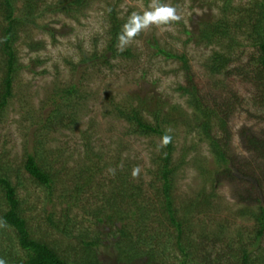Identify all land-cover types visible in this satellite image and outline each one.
<instances>
[{
	"label": "rangeland",
	"instance_id": "374dc122",
	"mask_svg": "<svg viewBox=\"0 0 264 264\" xmlns=\"http://www.w3.org/2000/svg\"><path fill=\"white\" fill-rule=\"evenodd\" d=\"M59 1L38 0L36 17L22 27L21 37L16 44L21 68L16 75L14 96L0 117V160L12 182L18 186L23 216L29 221L35 237L45 239V242L50 244L54 243L61 250H67L70 246V251L76 252L81 245L79 236L84 232L90 238L100 236L98 251L103 264H127L128 256L123 254L121 258H118V242L121 239L118 229L121 224L117 221L111 224L108 222L97 224L92 214L93 210L105 202L101 193H107L109 190V187H106L104 191L101 190L98 183L107 185L115 168L105 169L97 176L91 188H87L81 194L79 206L72 207L68 211L66 204L68 200L65 199L61 203L57 199L64 190L74 189L75 172L72 168H79L85 161V144L88 142L94 149V153L102 158L98 164L101 167L107 163L108 165L114 163L121 155L122 162L119 165L126 163L134 168L138 167L139 174L135 180L142 178L146 184L149 182L151 177L148 175V169L152 166V159L158 155V149L162 145L161 139L157 136L129 134V125L108 113L111 109L109 97L112 95L116 101H122L128 96L133 98L135 105L146 101L149 109L154 105L155 100L161 103L166 101L170 105L176 104L181 107L183 114H173L175 120L173 119L168 125L169 129L177 135L178 150L174 157L175 159L181 157L184 146H194V150L190 152L186 160L188 162L179 170L175 191L177 202H179L183 198L196 197L204 187L203 179L192 163L193 159L198 156L212 161V155L208 144L200 142L199 131L197 127H194L192 110L187 107L186 97L182 96L177 88L185 81L182 61L169 59L164 54L157 55L156 49L161 47L178 55L185 54L206 95L221 94L223 98L237 95L244 100V105L233 115L228 124L234 133L232 149L243 159L249 158L251 154L244 149L241 138L237 134L238 130L244 126L250 127L256 133L264 130V121L261 119L259 121L260 114L251 101L256 91L255 86L252 82L245 81L239 72L230 76L213 75L205 67L213 51L225 47L228 42L222 38L215 40L213 44L199 43L197 35L203 24L222 15L219 10L220 6L224 5V0H161L162 3L176 7L178 14L182 17L181 20L168 26L153 25L142 31L140 39L133 40L127 45L132 49L134 58H113L112 69L104 67L99 61H89L84 67H79L75 77L84 75L83 89L89 92V99L81 105L74 128H56L50 132L41 130L40 124L34 125V123L38 121V115L46 114L51 109L52 105L44 109L41 107L54 83L72 82L75 78L72 77L68 61L77 64L82 55L91 56L94 50L102 52L106 48L108 27L105 22V11L109 3H117L118 11L123 15L130 11L131 14L133 12L143 14L144 11L149 10L151 3V0L148 2L145 0H89V6L81 14L75 13L77 18L65 14L61 9L57 10V7L64 6L58 4ZM257 1L261 0H232L231 3L237 7L253 8ZM25 6V0H17L15 15L23 16ZM3 23H5L4 17L0 13V24ZM187 31L192 33L189 34ZM237 38L241 40L246 52L233 68L246 64L255 51L253 47H250V41L245 40L244 36L240 35ZM155 43L158 47H150ZM235 53H239V50ZM143 115L151 123L155 119L149 111L144 112ZM261 115L264 116V113ZM37 140L43 141L46 166L57 175L53 201L48 194V189L37 184L25 168L26 154L33 153ZM251 185L257 187V181L252 179L249 184L224 180L211 200L212 205H209L202 214L191 218V233L187 234L189 240L196 244L202 231L211 234L224 228V236L215 246L216 252H221L222 248L227 249L228 243L237 249L241 244L240 233L244 239L253 235L254 222L238 216L237 213L243 205L239 202L240 193L242 197L249 195ZM257 189L260 193L259 187ZM146 191L148 195H152L151 190ZM206 191L212 192L210 185H207ZM262 200L264 202V199ZM122 206L126 208V205ZM6 209H9V206L4 192L0 189V261L4 264H14L16 258L25 255V251L18 243L16 230L5 223L2 217ZM64 213H67L70 219V226L66 228V231L72 230L74 232L72 235L64 234L62 229L58 230L49 223L50 215H53L54 221L57 222L62 219ZM158 215L157 213V216H154L156 217L154 227H161L162 233H165L168 228L175 236V228H170L169 223L164 228L165 225L158 221ZM161 240L162 243L168 242V236H163ZM211 241L210 239V242L206 243L208 249L213 246ZM252 241L253 244L248 243V246L253 250L254 260H257L255 264H259L260 260L264 259V239L260 243H257V240ZM151 245L142 248L146 250L158 248L156 245ZM121 247L126 249L124 244ZM173 252L177 258L172 255L168 260L166 258V261L169 264H180L183 256L177 247L173 249ZM122 260L125 262L123 263ZM201 260L202 254L196 255L190 264H208ZM130 264H148V258L143 254Z\"/></svg>",
	"mask_w": 264,
	"mask_h": 264
},
{
	"label": "trees",
	"instance_id": "16d2710c",
	"mask_svg": "<svg viewBox=\"0 0 264 264\" xmlns=\"http://www.w3.org/2000/svg\"><path fill=\"white\" fill-rule=\"evenodd\" d=\"M88 2L89 0H60L58 4L64 6L57 7V10L61 9L65 14L77 17L78 12L81 14L89 6ZM231 2L232 0H224V5L220 6L219 10L222 15L203 24L197 39L199 43L206 42L208 44H213L215 40L222 38L228 42L225 47L213 51V54L207 59L205 67L213 75L227 74L230 76L239 72L245 81L252 82L256 90L251 97L252 105L260 114L259 121L260 119L264 121V116L261 115L264 113V0L257 1L253 8L237 7ZM16 3L17 0H0V13L5 21L0 24V117L14 96L15 79L21 68L18 53H16V44L21 37L22 27L32 22L38 11V0H25L24 15H15ZM109 4L105 11L108 44L102 52L94 50L91 56L82 55L77 64L68 61L73 78L77 75L78 68L84 67L89 61H99L104 67L112 69L113 58H134L130 47L125 46L123 50H119L117 47L118 34L131 15V11L123 15L118 11L117 3L110 2ZM187 33L192 32L187 31ZM240 35L250 41V47H253L255 51L246 64L233 68L246 52L241 40L237 38ZM140 38L141 33L133 40ZM34 46L36 47V45ZM150 47H158V45L155 43ZM156 50L158 51L157 55L164 54L169 59L174 58L182 61L185 81L177 88L181 95L186 97L187 107L192 110L194 127H197L200 132V134L198 132L200 142L208 144L212 155V161L197 156L192 162L203 179L204 187L196 197L183 198L179 201L180 203L177 202L175 191L179 170L188 162L186 160L189 158L190 152L194 150V146H184L181 157L177 159L174 157L178 150L177 135L169 129L168 125L173 119L175 120L173 114H183L181 107L176 104L170 105L166 101L161 103L155 100L154 105L149 109V106H146V101L143 104L135 105L131 97L127 96L122 101H116V98L111 95L109 97L111 109L108 113L124 120L129 125V134L157 136L161 139L162 145L158 149V155L152 159V166L148 169V175L151 177L149 182L146 184L142 178L138 181L135 180L132 175L134 166L126 163H122V166L119 165L122 162L121 155L114 163L109 165L107 163L101 167L98 164L102 158L99 154L94 153V149L88 142L85 144V161L81 166L79 165V168H72V171L75 172L74 189L64 190L65 192L59 194L57 199L61 203L65 199L68 200L66 202L68 211L72 207L79 206L81 194L87 188H91L97 176L105 169L115 168L107 185L98 183L101 190L104 191L106 187H109V190L107 193H101L105 202L93 210L92 214L96 218L97 224L102 222L111 224L115 221L121 224L118 229L121 238L118 242V258L124 254V256H128L127 264H130L144 254L148 258V264H169L166 258L168 260L172 255L177 258L173 252V249L177 247L183 256L180 264H190L196 255L201 256V254V261H206L208 264H255L257 260H254L253 250L249 248L248 243L253 244L252 240H257V243H260L264 239V202L262 200L264 199V130L256 133L247 126L238 130L237 134L241 138L244 149L251 154L249 158L239 157L232 149L234 133L228 124L233 115L239 112L240 107L244 105V100L237 95L223 98L221 94H210L209 96L212 97H209L203 93L202 87L197 81V75L189 65L185 54L178 55L161 47ZM238 50L239 53H235ZM83 76H76L72 82L54 83L41 108L44 109L48 105H52V107L46 114L38 115V121L34 125L40 124L39 128L46 132L56 128L73 129L77 123L76 118H78L81 105L89 99V92L83 89L85 82ZM146 111H149L155 118L152 123L145 119L143 114ZM170 115L172 116L170 117ZM165 135L171 137V142L166 145L163 144ZM36 142L33 153L26 154L25 168L37 184L48 189V194L53 201L57 175L49 170L50 167L46 166L42 148L43 141L37 140ZM252 179L257 181V187L261 192H258L256 186L251 185L248 191L249 195L242 197L240 193L239 202L243 205L237 213L238 216L254 222L255 233L253 235L244 239L240 233V246L236 249L231 243H228V250L222 248L221 252H216L215 246L221 242L220 238L224 236V228L211 234L202 231L196 244L189 240L187 234L191 233V218L202 214L209 205H212L211 200L224 180L251 184ZM207 185H210L213 193H207ZM146 187L152 191V195L146 193L148 190ZM0 189L4 192L6 203L9 206V209L3 211L2 217L5 223L16 230L18 243L25 251V255L16 258L14 264H103L98 251L100 236L90 238L84 232L79 236L81 243L79 249L76 252H71L70 246L67 250H61L56 244H50L45 242V239L33 235L29 221L23 216L18 186L8 176L1 160ZM122 205H126V208ZM157 213L159 214L158 221L165 225L164 228L167 223L170 224V228H175V236L168 228L165 233H162L161 227H154L156 218L154 216H157ZM48 220L56 229H62L64 234H74L72 230L66 231V228L70 226L67 213H64L62 219H59L60 221H54L53 215H50ZM163 236H168V242L162 243ZM173 238L176 240L175 242ZM210 239L213 246L208 249L206 243L210 242ZM122 244L126 249L121 247ZM148 245H156L158 248L149 250L142 248ZM117 260L120 262L119 259ZM122 262L125 261L122 260ZM263 262L264 259L260 260L259 264H263Z\"/></svg>",
	"mask_w": 264,
	"mask_h": 264
},
{
	"label": "clouds",
	"instance_id": "9594fccd",
	"mask_svg": "<svg viewBox=\"0 0 264 264\" xmlns=\"http://www.w3.org/2000/svg\"><path fill=\"white\" fill-rule=\"evenodd\" d=\"M181 18L176 7L162 3L161 0H151L149 10L144 11L143 14L133 12L129 16L121 32L118 34L117 47L119 50H123L142 31L149 29L153 25L157 27L168 26L173 22H179ZM169 142H171V137L165 135L163 137V144L166 145ZM138 174L139 168H134L132 175L136 177Z\"/></svg>",
	"mask_w": 264,
	"mask_h": 264
}]
</instances>
